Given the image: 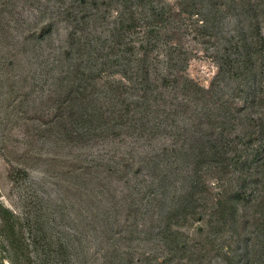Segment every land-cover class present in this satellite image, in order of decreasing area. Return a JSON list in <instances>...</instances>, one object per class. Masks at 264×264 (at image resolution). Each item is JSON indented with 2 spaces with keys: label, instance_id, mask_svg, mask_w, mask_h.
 <instances>
[{
  "label": "rangeland",
  "instance_id": "374dc122",
  "mask_svg": "<svg viewBox=\"0 0 264 264\" xmlns=\"http://www.w3.org/2000/svg\"><path fill=\"white\" fill-rule=\"evenodd\" d=\"M165 2L174 7L178 3ZM72 5H77L76 0H0V229L4 234L0 264L28 263L19 247L21 239L31 238L29 227L21 226L34 195L39 197L40 220L50 241L59 238L66 244L70 264H189V250L176 254V244L165 230L168 216L187 193L183 142L172 131L191 126L194 112L164 121V132L153 139L121 129L116 130L119 136L104 129L99 138L71 139L68 132L72 137L76 130L94 133L90 124L77 126L78 114L85 110L82 102L69 100L64 108L58 106L73 83L81 82L72 80L77 64L84 61L85 69L89 62L88 55L80 58L71 45L74 24L65 9ZM226 12L222 9L218 16L215 32L203 30L200 16L178 17L167 32L170 45L177 44L188 57L184 78L206 88L218 74L219 59L247 24L238 12ZM112 21L90 23L85 34L97 37L101 47ZM47 24H53V31L42 34ZM153 58L166 74V53L156 52ZM237 86L238 82L227 80L224 97L232 98ZM99 96V102L108 105L110 96ZM176 96L181 99L178 91ZM72 112L77 115L72 117ZM198 227L205 230L203 239L215 237L206 218L179 229L195 239ZM249 237V232L228 228L223 240H233L242 254L253 245ZM213 264L227 263L216 259Z\"/></svg>",
  "mask_w": 264,
  "mask_h": 264
},
{
  "label": "trees",
  "instance_id": "16d2710c",
  "mask_svg": "<svg viewBox=\"0 0 264 264\" xmlns=\"http://www.w3.org/2000/svg\"><path fill=\"white\" fill-rule=\"evenodd\" d=\"M175 1L178 6L174 7L165 0H76L77 5L65 9L74 24L71 45L80 58L88 55L89 62L85 69L84 61L77 64L72 80L80 78L81 82L73 83L58 106L64 108L69 100L82 102L85 110L79 112L77 126L88 128L90 124L94 133L76 130V137H72L66 131L79 141L89 135L99 138L104 129L115 136L121 129L153 139L164 132L163 123L194 112L191 126L172 131L177 141L183 142L180 150L188 166L187 193L168 216L165 230L176 244L174 252L189 250V264H213L216 259L227 264H264V0ZM207 6L208 15L204 13ZM225 8L226 13L238 12L247 24L219 59L218 74L206 88L184 78L188 57L177 44L170 45L172 38L167 32L183 16H200L203 30L215 32ZM109 19H113V28L99 47L100 40L85 34L86 29L90 23L110 25ZM52 31L53 24H47L42 34ZM162 51L167 56L166 74L153 58ZM227 80L238 82L230 99L222 90ZM103 81L105 86L100 90ZM102 93L110 96L108 105L99 102ZM93 105L98 107L89 112ZM31 198L21 226L29 227L31 238L29 242L21 239L19 247L27 264H70L66 244L59 238L50 241L40 220L39 197ZM205 218L209 233L215 237L203 239V227H198L195 239L179 229L189 221L203 222ZM228 228L249 232L253 245H247L241 254L233 240L224 242Z\"/></svg>",
  "mask_w": 264,
  "mask_h": 264
}]
</instances>
